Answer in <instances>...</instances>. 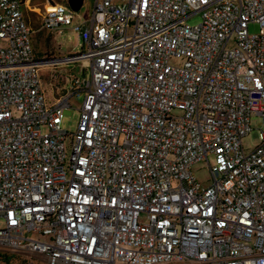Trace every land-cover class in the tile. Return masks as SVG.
Instances as JSON below:
<instances>
[{
    "label": "built area",
    "instance_id": "obj_1",
    "mask_svg": "<svg viewBox=\"0 0 264 264\" xmlns=\"http://www.w3.org/2000/svg\"><path fill=\"white\" fill-rule=\"evenodd\" d=\"M64 27L80 52L37 58L22 0H0V252L264 264V130L243 145L264 122V0H94L86 17L64 0L41 28Z\"/></svg>",
    "mask_w": 264,
    "mask_h": 264
},
{
    "label": "rangeland",
    "instance_id": "obj_2",
    "mask_svg": "<svg viewBox=\"0 0 264 264\" xmlns=\"http://www.w3.org/2000/svg\"><path fill=\"white\" fill-rule=\"evenodd\" d=\"M48 0H38L41 5H43ZM94 0H84L81 9L76 12V15L81 17H86L90 14L93 7ZM35 12H38V9H34ZM34 11H29V14L35 15ZM33 12V13H32ZM201 19L200 15H195L189 18L188 22L194 24L199 22ZM41 18L36 19V22L31 21L29 24L31 26V42L32 48L35 51L36 55L42 58L44 55L50 57L51 55L55 56H69L74 55L80 52L81 50V40L78 36V33L71 27H64L61 31L59 30H46L41 28ZM250 32L258 31V25L250 24ZM73 73L77 76L82 75V68L80 62L72 63ZM82 103V96L73 97L71 99V111L66 112L62 120L61 126L63 129H66L68 132H75L80 115V105ZM252 130L249 134L243 139V145L246 148H251L259 142V131L264 130V122L261 117L254 116L251 119ZM42 131L46 132L47 127L43 126ZM193 172L197 179L202 184H208L209 171L207 166L203 162H196L192 166ZM4 226V221L0 220V227ZM30 236L38 237L36 233H30ZM30 260V264H46L43 260L38 257ZM0 264H4L0 262Z\"/></svg>",
    "mask_w": 264,
    "mask_h": 264
},
{
    "label": "crops",
    "instance_id": "obj_3",
    "mask_svg": "<svg viewBox=\"0 0 264 264\" xmlns=\"http://www.w3.org/2000/svg\"><path fill=\"white\" fill-rule=\"evenodd\" d=\"M62 1H64V0H48L43 5H41V3L38 2V0H22V10H23L24 19H25L26 23L29 25L31 23V21L36 22V19L41 18L42 14L46 10H48L52 4H54L56 2H62ZM34 9H38V12H35ZM29 11H34L35 15L31 16L29 14ZM40 24H41V22H40ZM34 54L37 58H40L36 55L35 51H34ZM51 56H55V55H51Z\"/></svg>",
    "mask_w": 264,
    "mask_h": 264
},
{
    "label": "trees",
    "instance_id": "obj_4",
    "mask_svg": "<svg viewBox=\"0 0 264 264\" xmlns=\"http://www.w3.org/2000/svg\"><path fill=\"white\" fill-rule=\"evenodd\" d=\"M30 260H26L21 255H15L8 252H0V262L4 264H30Z\"/></svg>",
    "mask_w": 264,
    "mask_h": 264
},
{
    "label": "water",
    "instance_id": "obj_5",
    "mask_svg": "<svg viewBox=\"0 0 264 264\" xmlns=\"http://www.w3.org/2000/svg\"><path fill=\"white\" fill-rule=\"evenodd\" d=\"M67 2L74 11L78 12L81 9L84 0H67Z\"/></svg>",
    "mask_w": 264,
    "mask_h": 264
}]
</instances>
